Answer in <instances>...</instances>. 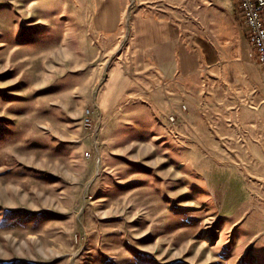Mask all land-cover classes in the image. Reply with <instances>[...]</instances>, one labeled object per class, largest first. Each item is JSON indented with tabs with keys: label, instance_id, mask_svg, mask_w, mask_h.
Masks as SVG:
<instances>
[{
	"label": "rangeland",
	"instance_id": "obj_1",
	"mask_svg": "<svg viewBox=\"0 0 264 264\" xmlns=\"http://www.w3.org/2000/svg\"><path fill=\"white\" fill-rule=\"evenodd\" d=\"M81 16L0 0V264H264V75L166 78Z\"/></svg>",
	"mask_w": 264,
	"mask_h": 264
},
{
	"label": "crops",
	"instance_id": "obj_2",
	"mask_svg": "<svg viewBox=\"0 0 264 264\" xmlns=\"http://www.w3.org/2000/svg\"><path fill=\"white\" fill-rule=\"evenodd\" d=\"M71 3L83 15L73 27L89 29L100 41L111 45H116L119 38L125 40L127 53L134 60L145 61L151 56L166 78L190 74L201 61L213 67L222 60L236 59L245 74L256 82L262 81L264 70L251 56L252 47L237 18L235 0H71ZM239 30L248 52L244 58Z\"/></svg>",
	"mask_w": 264,
	"mask_h": 264
},
{
	"label": "built area",
	"instance_id": "obj_3",
	"mask_svg": "<svg viewBox=\"0 0 264 264\" xmlns=\"http://www.w3.org/2000/svg\"><path fill=\"white\" fill-rule=\"evenodd\" d=\"M237 18L245 28L252 47V58L264 70V0H235ZM86 127L93 125L92 111L84 118ZM90 156V154H89Z\"/></svg>",
	"mask_w": 264,
	"mask_h": 264
},
{
	"label": "bare ground",
	"instance_id": "obj_4",
	"mask_svg": "<svg viewBox=\"0 0 264 264\" xmlns=\"http://www.w3.org/2000/svg\"><path fill=\"white\" fill-rule=\"evenodd\" d=\"M115 80V79H114ZM91 111H88V113H90Z\"/></svg>",
	"mask_w": 264,
	"mask_h": 264
}]
</instances>
